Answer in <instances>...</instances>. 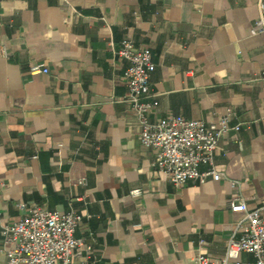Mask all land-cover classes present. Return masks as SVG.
Masks as SVG:
<instances>
[{
    "label": "crops",
    "instance_id": "1",
    "mask_svg": "<svg viewBox=\"0 0 264 264\" xmlns=\"http://www.w3.org/2000/svg\"><path fill=\"white\" fill-rule=\"evenodd\" d=\"M257 15L255 0H0V221L18 219L20 202L63 211L71 200L82 214L75 235L94 264L221 257L245 213L229 207L231 196L264 204ZM125 36L155 62L152 118L211 121L231 109L230 125L240 127L220 138L214 166L239 180L236 188L210 177L176 185L157 170L124 100L128 60L114 50ZM35 61L49 71L30 72ZM6 247L0 234V264Z\"/></svg>",
    "mask_w": 264,
    "mask_h": 264
},
{
    "label": "built area",
    "instance_id": "2",
    "mask_svg": "<svg viewBox=\"0 0 264 264\" xmlns=\"http://www.w3.org/2000/svg\"><path fill=\"white\" fill-rule=\"evenodd\" d=\"M258 15L253 20L250 33L264 32V0H255ZM114 52L128 60L125 77L128 88L124 100L129 102L139 126L140 141L153 148L156 154L157 170L176 185L187 181L204 182L207 178H224L232 187L239 180L229 178L214 166V158L220 138L229 129H239L240 124L230 125L232 111L226 108L216 120L186 118L180 114L152 118L151 114L158 105L155 94L149 92L150 75L155 69L148 48L135 45L125 36ZM42 61H35L30 72H48ZM209 167L199 169V164ZM78 183L86 184V178H78ZM140 188L130 193L139 195ZM231 209L243 210L244 216L230 227L224 254L210 257L198 251L189 264H264V204L249 206L238 194L234 193L228 201ZM24 213L10 222L0 221V234L5 249L4 264H94L84 252L90 246L83 237L75 235L82 221L71 200L66 210L49 209L39 205H18ZM237 232H239L237 234ZM205 244V238H200ZM251 254V258L242 256Z\"/></svg>",
    "mask_w": 264,
    "mask_h": 264
}]
</instances>
